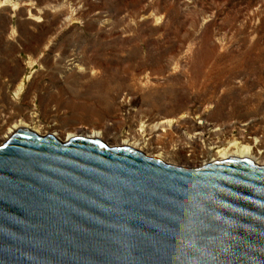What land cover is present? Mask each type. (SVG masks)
<instances>
[{"label":"rangeland","instance_id":"rangeland-1","mask_svg":"<svg viewBox=\"0 0 264 264\" xmlns=\"http://www.w3.org/2000/svg\"><path fill=\"white\" fill-rule=\"evenodd\" d=\"M170 119L264 140V0H0V145L18 121L134 136ZM184 153L166 163L209 160Z\"/></svg>","mask_w":264,"mask_h":264},{"label":"water","instance_id":"water-1","mask_svg":"<svg viewBox=\"0 0 264 264\" xmlns=\"http://www.w3.org/2000/svg\"><path fill=\"white\" fill-rule=\"evenodd\" d=\"M0 264H264V166L19 129L0 145Z\"/></svg>","mask_w":264,"mask_h":264},{"label":"bare ground","instance_id":"bare-ground-1","mask_svg":"<svg viewBox=\"0 0 264 264\" xmlns=\"http://www.w3.org/2000/svg\"><path fill=\"white\" fill-rule=\"evenodd\" d=\"M185 122H183L182 119H170L161 123H156L154 125H145L141 123V128L134 136H132L130 133H123L119 136V134H117L109 125V127L106 129L89 130L86 128H79L76 130L74 129L72 133L69 134L55 133L51 136H54L56 139L62 142H67L74 138H80L79 136H82L81 138L95 139L105 142L111 135L112 138L120 139L119 147H129L148 155V157L152 156L151 158L164 160L165 162H167L166 159L168 154L176 158V156L180 157L183 156V154L185 155V150H187L188 153L190 152V154H193V156L195 153L207 158L209 156V160L205 159L201 165L192 166L191 168H200L213 162L225 161L230 157L237 159H248L259 166H264V150H262L263 147L261 148V144H263L264 140L261 141L258 138H253L251 140L249 139L250 141L247 142H244L242 139L237 140L236 138L221 140V137L224 134V129L222 130L220 128L213 127L210 128L206 122L202 121H200L199 125L197 124L198 126L196 127H192L190 126V123ZM186 124L187 127H185ZM40 128L41 127H39L37 123L35 124V127H31L30 123L26 124L25 121H18V123L16 122V124H14V126H12L6 132V135L2 138V140L3 142H6L19 129H27L39 136H45L42 135V129L40 130ZM173 133L181 134L182 143H184L183 145L172 144V149L169 151H167V148L165 149L164 146L154 147L161 141L163 142V140H165L168 135H173ZM144 146L152 151V155L149 153L147 154L146 150L144 151Z\"/></svg>","mask_w":264,"mask_h":264}]
</instances>
